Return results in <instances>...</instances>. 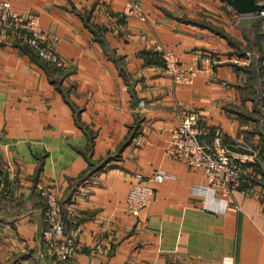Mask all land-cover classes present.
I'll use <instances>...</instances> for the list:
<instances>
[{"label": "crops", "instance_id": "crops-1", "mask_svg": "<svg viewBox=\"0 0 264 264\" xmlns=\"http://www.w3.org/2000/svg\"><path fill=\"white\" fill-rule=\"evenodd\" d=\"M9 2L39 14L63 64L0 32V264H264V57L258 83L251 76L264 17L227 0ZM127 3L143 17L125 15ZM161 48L197 68L191 81L161 69ZM191 108L200 135L220 127L240 160L227 193L167 152ZM156 170L152 201L128 212L134 173ZM42 186L58 192L69 258L45 251Z\"/></svg>", "mask_w": 264, "mask_h": 264}, {"label": "built area", "instance_id": "built-area-1", "mask_svg": "<svg viewBox=\"0 0 264 264\" xmlns=\"http://www.w3.org/2000/svg\"><path fill=\"white\" fill-rule=\"evenodd\" d=\"M123 13L143 17L142 9L135 3H127ZM251 13L264 16V8ZM242 14L245 13L239 12V15ZM4 30L25 34L27 44L35 48L41 58L54 65L63 64L41 27L39 14L31 11L19 12L12 7L9 0H0V32ZM159 52L162 70L172 73L177 82L192 80L196 67L182 66L170 48H161ZM138 103L143 105L144 100L140 99ZM199 118L200 113L195 108L182 110L178 122L171 128L167 152L182 158L189 165L202 168L209 183L227 193L242 180L243 169L240 160L225 145L220 127L214 128L210 140L200 135ZM163 176L161 170L149 174L135 172L125 196L127 211L137 214L143 206L149 204L154 194L152 182L161 181ZM39 193L43 200L46 223L43 229L45 251L49 255L69 258L76 250V243L73 236L66 231L58 192L50 186H42Z\"/></svg>", "mask_w": 264, "mask_h": 264}, {"label": "trees", "instance_id": "trees-1", "mask_svg": "<svg viewBox=\"0 0 264 264\" xmlns=\"http://www.w3.org/2000/svg\"><path fill=\"white\" fill-rule=\"evenodd\" d=\"M253 44L252 48L254 49V55H253V58H254V61L253 63H251V68L253 66V70H252V73H251V76H252V81L253 83H258V81L260 80V77L262 75V71H261V60L262 58L264 57V50H262V47L259 45L258 43V40L257 41H253L251 43V45ZM256 44V46L254 47V45ZM37 53V52H36ZM38 55V54H37ZM256 86H260L259 84H257ZM133 134L130 133L129 137ZM129 137L124 141L126 142ZM94 167V166H92ZM92 167L89 165L86 169H84L81 174L79 175V178H84L85 176L88 175V173L90 172V170L92 169Z\"/></svg>", "mask_w": 264, "mask_h": 264}, {"label": "water", "instance_id": "water-1", "mask_svg": "<svg viewBox=\"0 0 264 264\" xmlns=\"http://www.w3.org/2000/svg\"><path fill=\"white\" fill-rule=\"evenodd\" d=\"M232 7L240 13H250L263 7V3L258 0H227Z\"/></svg>", "mask_w": 264, "mask_h": 264}, {"label": "rangeland", "instance_id": "rangeland-1", "mask_svg": "<svg viewBox=\"0 0 264 264\" xmlns=\"http://www.w3.org/2000/svg\"><path fill=\"white\" fill-rule=\"evenodd\" d=\"M241 16H244V17H262V15H259V14H252L251 12L250 13H245V14H242ZM264 17V16H263ZM256 46V44L254 45V47ZM49 255V254H48Z\"/></svg>", "mask_w": 264, "mask_h": 264}]
</instances>
